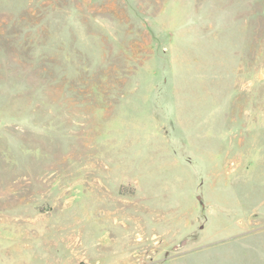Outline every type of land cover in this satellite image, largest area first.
<instances>
[{
    "label": "rangeland",
    "instance_id": "obj_1",
    "mask_svg": "<svg viewBox=\"0 0 264 264\" xmlns=\"http://www.w3.org/2000/svg\"><path fill=\"white\" fill-rule=\"evenodd\" d=\"M0 264H264V0H0Z\"/></svg>",
    "mask_w": 264,
    "mask_h": 264
}]
</instances>
